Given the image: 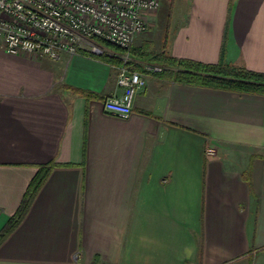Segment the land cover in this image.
Listing matches in <instances>:
<instances>
[{
    "label": "crops",
    "instance_id": "crops-1",
    "mask_svg": "<svg viewBox=\"0 0 264 264\" xmlns=\"http://www.w3.org/2000/svg\"><path fill=\"white\" fill-rule=\"evenodd\" d=\"M166 1L132 46L264 72V0ZM90 52L0 43V232L55 164L0 264H264V95L179 82L147 54L122 118L104 109L122 63Z\"/></svg>",
    "mask_w": 264,
    "mask_h": 264
},
{
    "label": "built area",
    "instance_id": "built-area-1",
    "mask_svg": "<svg viewBox=\"0 0 264 264\" xmlns=\"http://www.w3.org/2000/svg\"><path fill=\"white\" fill-rule=\"evenodd\" d=\"M161 0H0V43L12 55L57 59L80 48L94 53L108 49L93 38L126 51L148 26L149 15ZM111 51V50H110ZM107 52V51H106ZM119 57L117 83L122 93L104 101V109L122 118L133 111L135 95L146 84L144 76L128 67L129 53ZM215 148L208 147L209 154Z\"/></svg>",
    "mask_w": 264,
    "mask_h": 264
},
{
    "label": "trees",
    "instance_id": "trees-1",
    "mask_svg": "<svg viewBox=\"0 0 264 264\" xmlns=\"http://www.w3.org/2000/svg\"><path fill=\"white\" fill-rule=\"evenodd\" d=\"M93 39L115 53L113 56H110L105 51L101 54H97L98 57L110 58L117 63H122L119 55L124 52H128L129 56L136 61L149 59L146 55L151 54L152 56L150 57V60L158 61L160 65L165 67L164 73L168 76L174 77L179 82L264 95V72L252 71L244 66L227 65L225 63L205 64L194 60L176 58L170 55L167 50L153 54L145 52L142 48L131 46L126 51L110 42L96 37ZM90 54L96 55V53L93 52H90ZM129 64H132V61H129L128 65ZM135 68L137 69L139 66H136ZM54 166V163H47L39 167V170L27 188L21 206L10 218L7 226L0 232V242L19 224L32 199L47 180ZM97 263L98 259L96 257L93 264Z\"/></svg>",
    "mask_w": 264,
    "mask_h": 264
},
{
    "label": "rangeland",
    "instance_id": "rangeland-1",
    "mask_svg": "<svg viewBox=\"0 0 264 264\" xmlns=\"http://www.w3.org/2000/svg\"><path fill=\"white\" fill-rule=\"evenodd\" d=\"M171 1L170 0H167L166 1V5H169V3H170ZM102 49H104L105 51H107V53H112V51H110V49H106V48H104V47H102V46H100Z\"/></svg>",
    "mask_w": 264,
    "mask_h": 264
}]
</instances>
